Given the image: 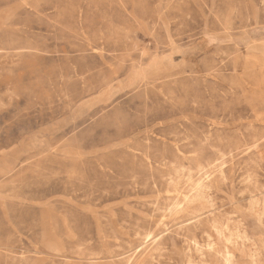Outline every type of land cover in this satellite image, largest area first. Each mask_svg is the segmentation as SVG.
<instances>
[{"label": "rangeland", "instance_id": "374dc122", "mask_svg": "<svg viewBox=\"0 0 264 264\" xmlns=\"http://www.w3.org/2000/svg\"><path fill=\"white\" fill-rule=\"evenodd\" d=\"M246 247L264 264V0H0V264Z\"/></svg>", "mask_w": 264, "mask_h": 264}, {"label": "bare ground", "instance_id": "6f19581e", "mask_svg": "<svg viewBox=\"0 0 264 264\" xmlns=\"http://www.w3.org/2000/svg\"><path fill=\"white\" fill-rule=\"evenodd\" d=\"M251 36V35H250ZM165 219V218H164ZM242 237L243 238H247V239H250V240H252V238L250 237V235L247 233V231H243V233H242ZM253 241V243L256 245V248H257V244H256V242L254 241V240H252ZM244 246V245H243ZM243 249V252H241L242 254L244 253V254H246L249 258H250V260H251V263L252 264H259V261H258V259H257V253L256 252H254L251 248H248V247H246V249H244V248H242ZM241 249V250H242ZM243 257H244V255H243ZM225 263L226 264H235V262L233 261V256L231 255V253H226V257H225ZM206 264H208V263H206Z\"/></svg>", "mask_w": 264, "mask_h": 264}]
</instances>
